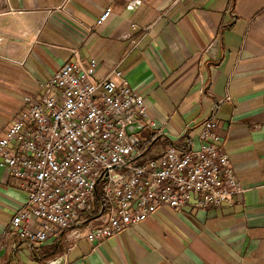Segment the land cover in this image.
<instances>
[{"label": "crops", "instance_id": "0c3cea01", "mask_svg": "<svg viewBox=\"0 0 264 264\" xmlns=\"http://www.w3.org/2000/svg\"><path fill=\"white\" fill-rule=\"evenodd\" d=\"M72 50L98 77L120 64L155 124L151 156L182 136L199 148L224 101L217 132L246 192L233 208H161L101 244L67 233L29 247L11 229L27 193L0 168V264H264V0H0V79L37 96Z\"/></svg>", "mask_w": 264, "mask_h": 264}, {"label": "built area", "instance_id": "2783aa9c", "mask_svg": "<svg viewBox=\"0 0 264 264\" xmlns=\"http://www.w3.org/2000/svg\"><path fill=\"white\" fill-rule=\"evenodd\" d=\"M112 12L98 20L101 26ZM65 64L25 98V107L0 139V168L21 183L27 205L11 229L27 246L67 233L102 242L146 221L161 208H233L246 190L223 148L215 105L200 147L189 139L156 156L150 122L134 144L128 128L149 118L145 98L118 64L98 77L96 59L72 50ZM227 96L225 101H230ZM73 245L68 249L72 250Z\"/></svg>", "mask_w": 264, "mask_h": 264}, {"label": "rangeland", "instance_id": "374dc122", "mask_svg": "<svg viewBox=\"0 0 264 264\" xmlns=\"http://www.w3.org/2000/svg\"><path fill=\"white\" fill-rule=\"evenodd\" d=\"M0 79V128L9 127L12 125L17 116L21 113L25 107V98L30 96V90H20L13 83L16 82L9 76H2ZM144 133L149 135L148 128ZM4 136L6 135L3 134ZM3 136V137H4Z\"/></svg>", "mask_w": 264, "mask_h": 264}, {"label": "water", "instance_id": "95a60500", "mask_svg": "<svg viewBox=\"0 0 264 264\" xmlns=\"http://www.w3.org/2000/svg\"><path fill=\"white\" fill-rule=\"evenodd\" d=\"M145 129V126L141 123H135L132 126L128 128V132L131 135V140L134 144H138L139 140L137 138V135L140 134ZM73 236L79 237L80 234L78 232L74 233ZM64 258H61L60 260H57L54 262V264H63Z\"/></svg>", "mask_w": 264, "mask_h": 264}]
</instances>
